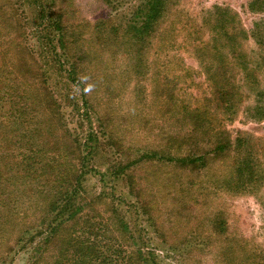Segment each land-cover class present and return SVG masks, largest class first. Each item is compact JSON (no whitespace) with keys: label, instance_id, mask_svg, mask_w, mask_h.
Masks as SVG:
<instances>
[{"label":"rangeland","instance_id":"374dc122","mask_svg":"<svg viewBox=\"0 0 264 264\" xmlns=\"http://www.w3.org/2000/svg\"><path fill=\"white\" fill-rule=\"evenodd\" d=\"M249 2L166 0L153 35L137 43L127 31L137 0H56L54 8L64 13L70 51L79 68V79L71 84L67 71L52 67V49L40 41L43 26L36 6L26 0H0V72L18 77L21 85L14 92L25 91L33 101L39 95L38 106H33L39 112L33 120L37 123L28 133L29 140L38 142L40 125L48 130L47 137L60 141L57 147L62 154L70 156L77 149L76 134L84 142L93 131L102 144H96L92 164L97 170L110 168L112 172L147 151L175 156L204 152L210 148L205 141L215 139L213 129L233 139L248 137L256 152V171L263 179L250 186L231 180L234 152L224 157L214 154L218 157L206 167L185 168L172 161L133 164L118 179L110 177L104 187L99 176L88 173L85 196L91 206L85 215L100 221L83 228L85 239L104 236L133 261L138 259L140 245L144 251H155L160 264H264V119L250 117L255 93L244 85V69L232 57L226 32L216 22L219 8L228 7L237 17L238 28L247 31V38L240 37L241 44L253 64L259 50L251 35L255 24L264 20V7L251 10ZM223 19L231 31L234 24L227 16ZM216 27L219 32L214 33ZM213 71L222 84L230 83L234 94L241 90V97L234 96L241 98L234 111L224 114L217 108L214 82L207 79ZM46 88L57 106L43 102ZM31 106L26 109L25 122L32 119ZM193 109L204 112L208 126L190 116ZM39 117L43 123L39 124ZM6 147L14 148L11 154L17 153L15 144ZM11 154L0 153V167L15 160ZM37 155L39 148L33 158ZM69 162L76 164L77 160H66V166ZM12 172L7 173L6 185L20 187L13 188L18 191L15 197L27 192L20 201L27 214L12 216L7 232L0 236V253L8 248L7 239L14 249L7 257L4 254V264H39L27 237L14 245L18 230L31 225V216L39 215L44 206L34 191L39 181L29 185L30 180H19L18 172L15 179ZM101 189L107 198L99 196ZM23 218L30 220L26 223ZM121 221L129 226L127 231ZM76 228L82 227L78 224ZM33 234L37 236L35 229ZM85 245L92 251L103 246L87 241ZM105 246L102 249L110 252Z\"/></svg>","mask_w":264,"mask_h":264},{"label":"trees","instance_id":"16d2710c","mask_svg":"<svg viewBox=\"0 0 264 264\" xmlns=\"http://www.w3.org/2000/svg\"><path fill=\"white\" fill-rule=\"evenodd\" d=\"M26 1L31 5H35L36 10H38L37 19H40V24L42 23L41 26H43L39 32L41 34L40 41H43L44 47L48 46L52 49L53 56H51L50 60L52 67L58 66L60 70L67 71L68 82L71 84L75 83L79 79L77 77L79 68L78 64L73 60L74 57L70 51V49L72 50V45L67 38L68 30L63 23L64 13L55 10L56 0H46L49 4H45V0ZM137 1L138 4L130 18L131 22L127 31L132 32V34L131 32L129 33L131 36L133 35L132 37L137 43H143L147 37H151L155 32L158 21L165 11L166 0ZM258 6L264 7V0H250L248 4L251 10L261 9ZM229 10L228 7H220L216 22H219L221 28L226 32V37L224 38L227 41L228 49L232 52V57L244 69L243 79L246 82L244 85L255 93V104L249 112L250 117L257 121L262 120L264 119V80H262L260 75L264 76V31L262 30L264 29V20L256 23L255 28L252 30L251 36L255 35V41L259 50V58L252 64L250 63V56L243 51L241 44V38H247V31L244 28H238L236 25L237 17ZM224 16H227L234 24L231 31L226 28ZM37 26H39V22ZM216 31H218L217 27L213 29L214 33ZM220 45V43L216 44V48H219ZM2 55L4 56V54ZM208 73L210 74L207 79L210 82L213 81L217 89H215L217 108L224 114L234 111L238 107V102L241 101V98L240 100H236L234 96L241 97V90L236 91L234 94V91L230 90V83L222 84L220 78L218 79L219 75L216 76V72L214 71ZM11 76V73L6 76L4 72H0V153L5 152L7 155L14 153V148L6 147L8 144H15L18 148L16 149V154H11L16 161L14 160L12 163L0 167V236H3L7 232L5 229L12 216L21 218L27 214V211H25L27 208H23L22 204L23 197L27 192L22 196L15 197L18 191H14L13 188L18 189L20 187L12 183L6 185L7 173L13 171L12 175L17 179L15 175L18 172V179H23L25 182L30 180L29 185H33L32 183L39 181V186L34 191L44 205L42 207L43 210L40 208L39 215L35 212L31 216L33 217L32 224L26 228L21 227L18 230V238L14 240V245L19 244L26 237L28 242L32 241L31 252L35 251L34 255H38L39 264H160L157 261L158 256L155 251H144L140 245H138V250L136 251L138 259L133 261L129 258L127 259L130 256L126 252L120 251L119 249L121 248H118L116 244L104 240V236L100 238L98 234H95L94 237L88 236L85 239V236L82 234L85 232L83 228L86 229L87 226L92 228L94 224H99L100 221L98 217L90 220V217L85 215L86 209L91 206V200H87L85 196L87 193L86 188L89 185L88 173L91 176H99V181L102 183V187H104L107 185L110 177L118 179L122 175L121 173H127L128 168L133 164L151 161H172L185 168H190V166L206 167L209 160L211 161L218 157L214 154H220V156L224 157L227 153L234 152L236 154V162L231 176V180L234 183L236 181L237 184L250 186L255 184L259 179H263L256 171L258 161L254 160L256 152L253 150L250 139L240 135L233 139L228 137L225 131L217 129H213L215 131L214 141H205L206 144H210V148H206L204 152H197L195 149V152L192 154L175 156L168 154L159 155L156 151H147L143 152L139 158L132 162L120 164L118 168L117 166L114 167L115 171L113 169V172L110 168L105 171L97 170L92 164V159L96 144L100 146L102 142L97 133L93 131L87 134L88 136L86 137L88 138L84 142L80 141L79 135L76 134L77 136L74 141L77 142V149L71 152L70 156L62 154L60 147H57V142L60 141L54 139V137H47L48 130L45 127H40V125L38 142H36V139L29 140L28 133L31 127L37 123L33 120L38 116L37 113L39 112L33 106H38L39 95H37L38 101H33L31 96L25 91L14 92L13 88L17 89V86H20L21 83L18 77L15 78V74L13 78ZM9 82H12L13 85H9ZM44 84H47V81ZM43 95H45L43 102L57 106V100L53 94L49 93V89H44ZM84 102L86 103V101ZM29 105H32L33 116L31 120L25 122L24 116L28 113L26 109L27 107L29 108ZM52 110L56 112V109L52 108ZM202 113L197 109H193L190 116H193L195 120H200L202 126L205 127L208 126V122L204 120ZM43 116L45 115L43 114ZM41 119L42 117H39V124L43 123ZM3 128H7V130L5 131ZM10 137L12 140L4 143ZM21 139L26 142L21 141ZM35 145H39V156L37 155V157L33 158V154L38 149L33 147ZM73 159H76L77 163L69 162V166H66V160ZM31 191L34 194V191ZM100 191L99 196L107 198L108 195L105 196V191L103 189ZM29 220L23 218L22 221L28 223ZM35 220L37 221L36 223H34ZM78 224L82 228L77 229ZM120 226L126 231L129 228L126 222L122 221ZM34 229L37 232V236L39 232V244L38 242L34 243L37 238L33 234ZM29 236H31L30 240ZM91 238L92 242H89ZM85 241L88 242V245L97 243L103 245L102 247L106 245L105 247L109 248L110 252L103 250L102 247L98 251L87 250ZM139 243L142 244L141 241ZM5 245L9 246H5L8 248L0 253V264L5 263L4 254L7 257V253L14 249L7 239ZM109 246H112L114 250ZM25 248L21 247V249ZM32 263L34 262L30 264Z\"/></svg>","mask_w":264,"mask_h":264}]
</instances>
